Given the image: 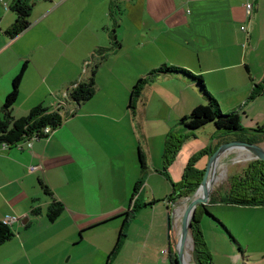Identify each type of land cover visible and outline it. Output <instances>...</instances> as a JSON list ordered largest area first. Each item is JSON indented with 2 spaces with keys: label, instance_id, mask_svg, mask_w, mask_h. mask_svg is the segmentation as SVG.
<instances>
[{
  "label": "crops",
  "instance_id": "obj_1",
  "mask_svg": "<svg viewBox=\"0 0 264 264\" xmlns=\"http://www.w3.org/2000/svg\"><path fill=\"white\" fill-rule=\"evenodd\" d=\"M0 1L7 5L0 12V116L24 62L26 69L11 109L15 117L28 114L36 105L53 107L61 92L69 93L95 69L93 97L80 104L69 101L66 108L74 109V114H67L49 136L31 140L30 146L26 140L0 145V221L6 216L16 219L11 224L14 236L0 245V264H42L47 260L44 253L53 246H62L61 253L50 256L55 261L48 264H81L84 256L89 258L86 264H106L123 225L118 215L127 211L140 178L137 198L153 203L125 225L126 235L110 264H171L173 245L167 238L171 203L159 197L151 178L161 175L166 166L167 172L174 175L175 171L181 179L187 155L179 148L171 165H166V136L171 131L185 134L180 118L205 102L186 78L158 76L145 85L132 112L131 89L151 69L170 64L200 75L220 108L222 96L227 110L243 109L248 116L262 98L245 102L264 75V52H258L264 45V0H255L250 15L245 11L247 0H143V5L137 0L119 7V21L113 15L114 0H32L34 17L15 37L7 33L15 22V15L8 12L12 0ZM93 14L101 15L99 24ZM125 14L127 20L122 18ZM14 45L16 49L9 51ZM109 57H114L112 62ZM60 59L62 66L54 74ZM116 89L125 90V98L116 96ZM148 94L158 97L165 109L158 113L164 122L155 126L153 134L145 110ZM259 118L264 114H255L242 128L261 143ZM216 134L209 148L223 139L220 132ZM142 161L146 172L153 171L147 181ZM53 199L65 208L51 222L43 214ZM164 203L166 208L160 206ZM33 207L41 208L42 215L31 217ZM113 220L117 225L109 242L105 232L95 229ZM49 223L58 225L57 230L47 227ZM234 241L239 251L232 242L233 246H226V264H250L253 253L248 245L243 247L238 237ZM259 253L264 261V248Z\"/></svg>",
  "mask_w": 264,
  "mask_h": 264
},
{
  "label": "trees",
  "instance_id": "obj_2",
  "mask_svg": "<svg viewBox=\"0 0 264 264\" xmlns=\"http://www.w3.org/2000/svg\"><path fill=\"white\" fill-rule=\"evenodd\" d=\"M255 6V0H251ZM9 9L16 13L15 22L7 31L10 37H15L22 31H24L30 24L28 17L30 15L31 6L26 0H12L9 4ZM245 30V26L244 29ZM249 34V33H247ZM26 69V62H24L12 80L11 89L5 96L2 104V115L0 116V145L2 143L8 145L16 144L20 141L29 139L31 136H39L42 133V129L46 126L51 127L53 130L57 129L63 122L66 116L60 113V110L53 109L52 107H45L43 105H36L30 109L28 114L21 117H14L11 109L17 99L19 85L23 74ZM95 69H92L91 76L82 82H79L68 93V98L77 104L91 99L95 93L94 82ZM182 76L191 81L195 85L197 92L207 100L204 104L196 105L191 112L180 118L179 123L184 128L185 134H176L171 131L167 134L164 145V162L169 165L174 159L176 153L181 147L185 139L194 136L193 131L212 123L215 128L221 130L224 137L229 136L233 132H240L243 140L259 143L257 137L249 135L240 126V119L237 111L230 113H222L218 101L214 96L206 89L203 79L200 75L193 74L187 69L178 66H168L167 64H161L158 67L151 69L144 77L138 79L130 92L129 108L133 112L136 107V102L141 96V93L145 85L158 76ZM264 96V75L260 82L253 85L251 92L246 98L245 102H248L255 97ZM74 114V113H72ZM259 132L264 134V124L258 127ZM256 131V130H255ZM234 135V134H233ZM235 136V135H234ZM234 138V137H233ZM225 139V138H223ZM222 139V140H223ZM209 150H205L202 154H208ZM198 157L191 158L185 169L184 173L178 183H172L165 166L161 172L167 180L171 182V192L164 198L167 202L173 203L180 197L191 195L197 188L203 175V169H196L194 164ZM141 171L144 174L146 172V166L142 161ZM229 191L221 198V203L246 206V207H259L264 206V161L259 159H253L243 168V170L236 175L228 178ZM143 179L136 180L132 192L130 203L127 211L119 214L118 217L122 218L123 225L119 232L118 240L108 254V260L106 264H110L115 255L119 252L123 239L125 237L124 227L125 225L135 217V214L144 207L152 205L153 202H140L137 198ZM44 191L47 193L48 189L43 185ZM157 201V200H156ZM214 203V196H211L209 201ZM206 205H199L196 208L195 216L191 221V235L193 239L194 251L197 247L203 246V250L206 252L205 261H198L194 255L196 264H210V255L207 252L205 243L202 240L200 228L198 226L197 215L204 210L207 213ZM64 205L53 199L45 208L44 214L49 221H55L64 211ZM42 210L39 207H33L30 211V216L36 218L42 215ZM27 222L26 225L29 224ZM225 228V227H224ZM14 236V231L11 225L4 224L0 221V245ZM172 259L171 264H177V256L174 248L171 249Z\"/></svg>",
  "mask_w": 264,
  "mask_h": 264
},
{
  "label": "rangeland",
  "instance_id": "obj_3",
  "mask_svg": "<svg viewBox=\"0 0 264 264\" xmlns=\"http://www.w3.org/2000/svg\"><path fill=\"white\" fill-rule=\"evenodd\" d=\"M26 1L31 7H33L32 6V0H26ZM133 3L136 4L137 0H114L113 15L115 17V20L119 21V19H118V17H120L119 7L124 8V7H126L127 4H133ZM143 4H144L143 0H141V5H143ZM2 8H4V6L2 5V1H0V12H1ZM8 12H11V14L15 15V19H16V13L14 11L9 10ZM121 13H122V11H121ZM0 16H1V13H0ZM88 16H89V14H88ZM33 17H34V13H31L28 17V20L32 21ZM122 18H124V20L128 19L126 14ZM92 19L94 22H97L98 24L102 20L100 14H97L96 16L93 14ZM108 20H111V19H107V23L109 24ZM145 20H148V18H144V21ZM113 22H114V20H113ZM3 23L5 24L6 20H5V22L3 20ZM263 32H264V29H263ZM94 34H100V33H97L96 31H94ZM89 37H90V33H89ZM16 45H18V44H16ZM85 45H87V44L85 43ZM0 46L3 47V44L0 43ZM14 48L16 49L15 45L11 49H9V51H11V50L13 51ZM258 52H259V54H262L264 52V45H261V52L260 51H258ZM89 54H88L89 59L87 61L90 62L91 56ZM109 58H112L111 62L114 59V57H109ZM62 62H63V59H60L57 62L58 65L56 67H54V69H53L54 74H55V72L58 71V68L62 66ZM89 62H87L88 65H89ZM85 64H86V62L84 63V66H86ZM84 66H82V69H81L83 76H85L84 71H83ZM168 66H171V65L169 64ZM66 67H67V65L64 66L62 68V70L66 69ZM55 70H57V71H55ZM64 93L61 92L60 97H59L60 99L57 100L58 102L66 100ZM188 93H189L188 96L191 97V92L188 91ZM195 93L197 94V92H195ZM115 94H116V96H121V94H122L123 98H125V96H126L125 90L122 93L121 90L116 89ZM144 95H145V93H144ZM107 96L109 97V95H107ZM202 99L204 100L205 103L207 102L206 99H204V98H202ZM158 100H159V98L153 96L152 94H148L147 99L144 100L146 103V106H145L146 109L145 110H146L147 123L149 126L148 130H149L150 134L154 133L155 126L161 125L164 122L163 119L158 116V113H164L165 109L162 106H160V102ZM221 101H222V105L220 108L221 112L225 113V114L230 113L231 110H227L228 108H226V106L224 105V102L222 100V96H221ZM56 102L53 104V107L56 105ZM244 112L245 111L243 109L241 111L237 110V113L240 117V126L241 127H242V125H245V123L251 117H254L255 114H257V115H258V113L264 114V96L262 95V98H260L257 101V104L248 110V116H245ZM70 116L71 115H68V117H70ZM259 119H260L259 120L260 122H259V124H256V126L257 125L260 126V125L264 124V120H263L264 118H259ZM65 120L66 119H64V121ZM53 131H51V133ZM216 132H220L221 138L223 137L225 139L233 138L235 135L234 133H237V132L228 133L231 135L224 137V136H222V133H221L223 131L215 128V126L212 123H209V124L204 125L203 127L199 128V129H196L195 131H193L194 136H192L189 139H185L184 142L182 143V147H180L181 150L187 155L186 165L191 158L196 156L198 158H197V161L195 162L194 166L196 169H199V170L202 168L203 172H204L209 153L208 154H202V152L205 150H208V149L210 150L212 147H214L216 145L215 144L211 148H209L210 145H212L211 144L212 139H217V137H218ZM238 134L240 135V132H238ZM152 138L153 137H151V139ZM142 142H143V140H142ZM259 144L261 146H264V142H261V143L259 142ZM239 152L240 151L232 150L231 152L228 153V155L226 157H224L222 159L223 163L226 165V175L222 181L217 183V185L215 186V188L211 194L212 196H214L215 202L214 203L209 202L206 205L207 206L206 207L207 213L204 210H202L197 215L198 226H199L200 231H201L202 240L205 243L207 252L210 255V264H226V260L224 259L223 250L226 246H229V244L231 245V242L235 245L234 247L236 248V251L237 250L239 251L238 244H236V242L234 241V237L239 238L243 247H245V245H248L249 250L253 253V261H251L250 264H260V263L264 264V261L259 260V257L260 258L263 257V254H260L259 252H261V248H264V206L246 207V206L221 203V198L223 196H225L229 191V180H228V178H230L233 175L239 174L243 170V168L248 164V162L253 160L252 158L244 160L242 158L243 156H241V155L238 156ZM206 156H207V158H206ZM205 159H206V161H205ZM173 160H172V162H173ZM171 163L169 165H171ZM151 172H153V171L146 172V174L144 176V181H147ZM183 173H184V171L182 172V175H183ZM160 174H161V172H160ZM168 174H169V177H170L172 183H178L180 181L178 176H176L177 174L175 171H174V175L172 173H169V172H168ZM175 180H177V181H175ZM151 181L153 184L156 185L155 187H156V190H157L159 197L164 198L171 192V188H172L171 182L169 180H167L164 175L154 174L153 177L151 178ZM147 191L149 192V189H146L145 193H143L144 198L146 196ZM181 199H183V198L180 197L177 199V201H179ZM160 204H162V203H160ZM160 206L161 207L163 206V208H166L167 204L164 203V205H160ZM169 208H171V206H169ZM43 216L46 218V216L44 214H43ZM32 222H33V220L31 221V223ZM101 225H102V227L95 229V230L96 231L99 230L100 232H105L104 235H105V237H107L106 239L109 242H113V239H111L110 237H111V235H115L113 231L115 229V226L117 225V221H115V220L107 221L105 223H102ZM47 227L51 228V230H53V231H56L58 228V225H53V224L49 223V225ZM32 228H39V225H34ZM189 236H191V235H189ZM102 240H105V238H103ZM100 243H102V242H100ZM191 243H192V245H191L190 250H189L191 257H192L190 259L191 262L196 264V262L194 260V255L198 261L204 262L206 260L205 259L206 252L203 250V246L197 247L196 251H194L192 236H191ZM231 246H233V245H231ZM61 249H62V246L50 247L44 253V256H47V260L42 262V264H48V263L54 262L55 259L51 258L50 256H52L53 254H55L57 252L61 253ZM88 261H89V258H86V256L80 258V260H79V262L81 264H86ZM35 263H40V262L38 260V261H35Z\"/></svg>",
  "mask_w": 264,
  "mask_h": 264
},
{
  "label": "water",
  "instance_id": "obj_4",
  "mask_svg": "<svg viewBox=\"0 0 264 264\" xmlns=\"http://www.w3.org/2000/svg\"><path fill=\"white\" fill-rule=\"evenodd\" d=\"M231 148L244 149L252 155L250 159L264 161V146L241 138L223 139L209 150L208 160L197 188L191 195L182 197L189 199V202L178 222L174 225L173 214L174 206L179 204V201L175 200L171 203L170 211L167 214V238L171 240L173 245L177 256V264H186L184 245L188 235H191L192 218H194L196 208L199 205H207L209 203L213 192V182H209V177L217 169L221 154Z\"/></svg>",
  "mask_w": 264,
  "mask_h": 264
},
{
  "label": "bare ground",
  "instance_id": "obj_5",
  "mask_svg": "<svg viewBox=\"0 0 264 264\" xmlns=\"http://www.w3.org/2000/svg\"><path fill=\"white\" fill-rule=\"evenodd\" d=\"M232 150L240 151L238 156L239 155L243 156L242 158L244 160L250 159V157L252 156L248 151H246L244 149H237V148H231V149H228L227 151L223 152L221 154L220 158H219V161H218L219 164L217 166V169L209 177V182L210 181L213 182V190H214L215 186L217 185V183L222 181L225 178L226 165L223 163L222 159L224 157H226L228 155V153L231 152ZM188 202H189V199L183 198V199L179 200V204L174 206V214H173V223H174V225L176 224V222H178L179 217L181 216V214L183 213L184 209L188 205ZM191 245H192L191 236L188 235V237H187V239L185 241V245H184V259H185L186 264H194L190 260L192 258L191 254H190V251H189Z\"/></svg>",
  "mask_w": 264,
  "mask_h": 264
},
{
  "label": "built area",
  "instance_id": "obj_6",
  "mask_svg": "<svg viewBox=\"0 0 264 264\" xmlns=\"http://www.w3.org/2000/svg\"><path fill=\"white\" fill-rule=\"evenodd\" d=\"M5 7L7 6L5 3L3 4ZM245 11L248 15H250L252 13V11L254 10V3L253 1L251 0H247L246 3H245ZM241 29H244V26H241ZM64 96H65V101H61V102H58L56 103V105L54 107H52L53 109H58L60 110V113L63 114L64 116H67V114H71L74 112V109H70L69 108L67 109L66 106H67V103L69 101H72L68 98V93H64ZM67 110V111H66ZM51 131H53V129L49 126H46L42 129V133L39 135V136H31L29 139H26V144L28 146L31 145V140L33 139H36V138H46L47 136H49V134L51 133ZM2 146H7L6 144L2 143L1 144ZM32 169V168H30ZM16 219L14 217H11V216H6L4 217L1 221L4 223V224H7V225H11Z\"/></svg>",
  "mask_w": 264,
  "mask_h": 264
}]
</instances>
